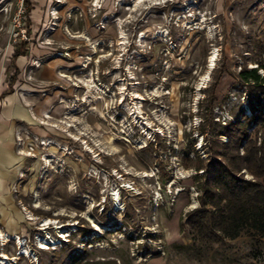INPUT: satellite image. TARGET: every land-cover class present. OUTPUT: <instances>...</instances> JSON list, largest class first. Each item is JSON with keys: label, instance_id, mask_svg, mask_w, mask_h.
Masks as SVG:
<instances>
[{"label": "rangeland", "instance_id": "rangeland-1", "mask_svg": "<svg viewBox=\"0 0 264 264\" xmlns=\"http://www.w3.org/2000/svg\"><path fill=\"white\" fill-rule=\"evenodd\" d=\"M261 63L264 0H0V90L28 114L0 264H264L186 215Z\"/></svg>", "mask_w": 264, "mask_h": 264}, {"label": "trees", "instance_id": "trees-1", "mask_svg": "<svg viewBox=\"0 0 264 264\" xmlns=\"http://www.w3.org/2000/svg\"><path fill=\"white\" fill-rule=\"evenodd\" d=\"M240 76L255 92L249 101L250 116L223 123L217 132L226 138L223 150L211 146L210 166L204 170L209 175L198 186L199 205L186 212L187 224L200 241L222 243L242 233L264 239V63L244 68ZM250 122L255 126L249 133ZM242 169L252 178L239 176Z\"/></svg>", "mask_w": 264, "mask_h": 264}, {"label": "crops", "instance_id": "crops-1", "mask_svg": "<svg viewBox=\"0 0 264 264\" xmlns=\"http://www.w3.org/2000/svg\"><path fill=\"white\" fill-rule=\"evenodd\" d=\"M14 88L0 90V221L12 204L11 186L20 169V157L15 149L17 120L28 114ZM1 230V229H0Z\"/></svg>", "mask_w": 264, "mask_h": 264}, {"label": "bare ground", "instance_id": "bare-ground-1", "mask_svg": "<svg viewBox=\"0 0 264 264\" xmlns=\"http://www.w3.org/2000/svg\"><path fill=\"white\" fill-rule=\"evenodd\" d=\"M213 54H215V53H213ZM213 61H214V55L210 58V66H213V63H214ZM42 224L48 226L50 224V222L46 220ZM11 238H14V237H11L10 234L0 230V239L2 240V244H4L7 241H9ZM18 244H20L19 241H18ZM41 247H42V245H41ZM21 252H19V253H21Z\"/></svg>", "mask_w": 264, "mask_h": 264}]
</instances>
